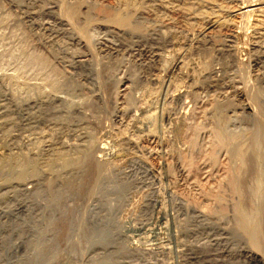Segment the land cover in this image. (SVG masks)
I'll return each mask as SVG.
<instances>
[{"label":"bare ground","instance_id":"1","mask_svg":"<svg viewBox=\"0 0 264 264\" xmlns=\"http://www.w3.org/2000/svg\"><path fill=\"white\" fill-rule=\"evenodd\" d=\"M100 1L7 0L9 6L16 10L12 28L18 30L25 25L30 32H36L42 46L47 48L60 67L54 66L33 49L26 48L24 37L19 41L20 56L19 53L15 56L11 50L2 55L9 57L8 66L11 65L10 68H14L16 72L0 73V197L30 186L50 187L53 184H58L67 191L90 192L93 186L91 182L97 181L106 164L100 154L106 141L104 137L117 144L116 159H121L128 147L137 145L135 138L129 137L123 129L130 128L133 132L144 127L156 129L157 121L152 105L138 104V95L135 96L143 84V79L135 76L137 74L123 75L117 81L118 90L112 85L117 90L115 95L109 99L103 96L101 88H105L107 81H115L112 71L114 66L105 63L100 67L98 58H92L91 45L117 51L116 49L121 50L118 48L120 44L136 45L139 49L145 47L142 44H150V48L146 47L149 51L151 49L150 58L153 57L159 65L166 52L171 50L178 57L175 61L173 59L170 67L159 68L153 65V61L149 65L159 68V72H167L171 68L179 72L186 65H183L184 59L182 60L179 52L180 44L187 38L186 31L191 28V24L204 25L208 37L215 45L212 46L231 52L234 63L227 62L222 71V67L216 68V65L208 70L204 68V72L200 71L201 66L199 71L195 68L193 71L202 72H197L198 76L210 77L212 81L207 85L212 82L221 83L223 94L249 92V88L245 86L246 81L243 80L248 90L236 79L235 70L240 68L237 65L242 59L237 55L241 45L227 43L226 40L218 42L215 29L227 27L232 37L245 34L248 38H243L249 40L250 48L264 57V0H113L108 5ZM97 9L101 16H96ZM5 23L7 13L0 11V28ZM10 37L11 35H0V43L9 42ZM162 46L170 49L163 50ZM186 63L192 65V61ZM193 67L190 66V69ZM174 71L173 69L172 72ZM184 71L187 72V69ZM158 75L160 76L157 74L152 81L156 82ZM244 77L241 78L247 79ZM190 86L192 90L200 88L192 84L187 87ZM85 89L102 103L88 99L86 94L90 93H85ZM184 93L185 91H176L175 96L181 105L184 103ZM254 93L253 102L244 100L241 104L237 103L238 109L251 111V119L237 114V107L228 99L210 102V105L202 106V110L198 108L202 111L201 114L208 116L215 144L219 146L217 149L213 145L210 150L207 149V154L213 158L216 153L218 155L220 148H224L229 154V176L226 182L235 197L230 204L231 216L225 214L223 208H212V218L202 221L207 222L201 223L199 229L184 230L185 241H182L185 243H182L180 264H264V89L259 87ZM91 94L88 96L91 97ZM248 95L252 96L253 93ZM184 112L186 111L168 109L163 114L162 118L168 125L172 138L168 142L164 136H156L154 147L158 149V154L165 155L168 145L173 149L179 145L185 127ZM103 117L110 121V128L103 123ZM96 134L99 135L98 139ZM195 135L191 140L192 148ZM167 163L166 158L160 161L163 167H167ZM177 165L180 174L184 175L181 163ZM90 176L92 178L88 180ZM213 195L218 200L223 196L220 191ZM63 226L64 224L61 228ZM161 251L152 255L149 250H138L129 245L109 247L107 244H100L93 245L84 260L58 252H55L52 260L53 264H168L165 259L167 254Z\"/></svg>","mask_w":264,"mask_h":264},{"label":"rangeland","instance_id":"2","mask_svg":"<svg viewBox=\"0 0 264 264\" xmlns=\"http://www.w3.org/2000/svg\"><path fill=\"white\" fill-rule=\"evenodd\" d=\"M101 1L105 5L113 2V0ZM0 11L7 13V23L0 28V35H11L9 42L0 43V73H6L7 71L16 72L14 68H10L11 65L8 66L9 57L2 55L4 52L11 50L15 56H20L19 41L23 37L26 39V48L33 49L38 54L45 56L54 66L60 67L59 63L51 57L47 48L42 46L36 32L32 30L30 32V29L28 30V27L25 25H22L18 30L12 28L16 10L9 6L7 0H0ZM95 13L98 14L96 16H101V12L98 9L95 10ZM190 27H193V30L189 28L190 30L186 31L185 36L187 38L185 37L184 44L182 42L179 46L180 57L182 60L184 59L183 65L186 64L184 65L185 67L182 66V69H184L179 71L180 74L175 68H171L167 72L162 70L159 72V68L166 69L170 67L177 59L178 54H175L176 52L173 51L171 52V50L166 52L167 54L163 57L164 60L162 59V62L160 60V65L162 63V66H160L153 57L150 58L149 54L151 53L149 52H151V49L149 51L146 48H150V44H142L145 45V47L141 45L142 49L132 44H128V46L120 44L118 48L121 50L116 49L117 51L99 48L95 44V47L91 45L92 58H98L100 67L106 64L114 66L112 71L115 81L109 80L105 88H101L103 96L109 99L115 95L119 89L117 88V81L123 75H127V73L132 75L137 74L135 76L141 77L143 84L135 96L138 95V104H142L143 106L152 105L157 121L156 129H152L151 127L149 130L148 127H144L138 132H133L130 128L123 129L120 127L125 134L127 133L129 137L133 136L132 138H135L134 141L137 142V145L126 149V153L121 159H116L117 144L111 139L104 137L106 141L100 154L105 159L106 164L97 181L91 182L93 186L90 192L77 193L67 191L62 189L58 184H53L50 187L45 185L30 186L28 189L14 190L1 196L0 264H53L52 259L55 252L68 253L75 256L78 260H84L88 256L90 248L93 245L100 244H107L109 247L129 245L138 250H149V253L152 255L159 254L162 250L167 254L164 253L168 264H180L182 260L181 249L185 243L183 242L185 241L184 233L187 228L188 230L199 229L202 224L208 221L207 219L212 218L210 214L212 208H223L226 212L225 214L231 216L232 208L230 204L235 196L230 191L229 185L226 182L229 176V154L224 148H220L217 151L218 155L216 153L213 158L207 154L213 145L217 146V149L219 146L215 144L216 141L211 133V122L208 116L205 117L204 113L201 114V110L204 105H210V102L213 103L215 100L228 99L236 107L244 100L253 102L254 92L259 87L264 89V59H260L264 57H260L257 50L254 51L250 48L248 36L245 34H242L243 36L240 35L241 37L239 36L242 39L240 41L239 37H235V35L232 37L231 31L227 27H222V30L221 28H217L218 32L215 29V34H217L216 40L218 42L226 40L227 43L231 42L238 46L241 45L240 51H238L241 55L239 53L237 55L240 59L242 57V63L240 62L241 65H237L240 68L235 70L237 72L236 79L238 82L240 80L242 86H244L243 80H245V86L249 90L244 86L245 89L253 93L252 96L248 95L250 93L246 90L245 92L248 93L245 94L236 92H226L223 94L224 91L220 88L222 86L221 83L216 82L215 84V82H212L211 85H207L212 81L210 77L204 78L202 75L198 76V73L201 74L204 72V68L208 70L211 66L214 67V65L217 66L216 68L222 67V69L220 68L222 71L227 62L234 63V56L227 50L222 51L214 47L213 40L208 37L209 34L204 25L201 26L195 23L193 26L191 24ZM205 31L207 35L203 33ZM229 36H231L230 39ZM243 37L247 38L244 39ZM165 48L168 47L162 46L163 50ZM74 49L78 50V48ZM145 49L148 51H145ZM79 50L81 51L82 49ZM141 55L143 58H141ZM190 61H192L194 67L191 63L189 65L186 63ZM196 62L200 65L195 64ZM150 63L157 65L159 68L149 65ZM205 64L207 65L206 67L204 66ZM190 66L193 69H190ZM194 68L198 71L201 69L200 71L202 72L193 71L195 70ZM241 68L245 71H241ZM173 69L175 70L174 72H172ZM186 69L189 73L184 71ZM190 71L195 73L192 74ZM244 72L247 73V76ZM157 74H160V76L158 75L159 77H157L156 82L152 81L153 77L157 76ZM196 75L198 76L197 78H195ZM242 76L247 77V79L245 77V79L241 78ZM194 80L196 82H193ZM213 83L214 85H212ZM190 84L198 85L200 88L192 90L191 86L187 87ZM255 89L257 90L254 91ZM176 91H185L182 98L183 105L180 104V101L175 96ZM85 93L91 94L88 89H85ZM90 94H86L88 99L90 98V100L96 101L99 104L102 103L95 95L91 94L92 98L88 96ZM180 105L181 108H178ZM255 106L254 108L257 109ZM238 107L236 109L237 114L244 116L246 119L252 118L250 110L238 109ZM168 109L185 110L186 119L185 127H183L184 132L182 131V136L178 142L179 145L175 149L168 145L163 156L158 154L159 152L154 147V142L157 135L164 136L168 142L172 138L169 127L162 118ZM187 118L188 121L186 122ZM103 123L108 126L107 128H110V121L108 119L104 118ZM194 135L195 140L192 148L191 140ZM96 137L98 139L99 135L96 134ZM193 149H199V151H194ZM178 154L180 157H178ZM165 158L169 167L160 165V161L165 160ZM177 164L181 167L183 166L184 175L180 174ZM91 178L92 176L88 180H91ZM216 191H220L223 194L221 200L214 197L213 193ZM205 220L207 221L202 222ZM62 224H64L63 228H61ZM203 249H206V247H203Z\"/></svg>","mask_w":264,"mask_h":264}]
</instances>
